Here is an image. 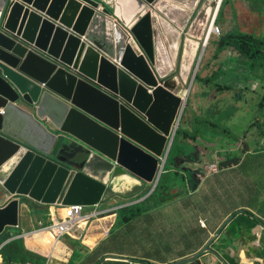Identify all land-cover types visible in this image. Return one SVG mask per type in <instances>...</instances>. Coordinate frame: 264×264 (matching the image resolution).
<instances>
[{
    "label": "water",
    "instance_id": "1",
    "mask_svg": "<svg viewBox=\"0 0 264 264\" xmlns=\"http://www.w3.org/2000/svg\"><path fill=\"white\" fill-rule=\"evenodd\" d=\"M133 1L126 20L117 0L112 12L97 0H0V236L39 205L95 208L153 185L134 205L156 190L188 97L155 67L156 0ZM208 247L175 264L216 255Z\"/></svg>",
    "mask_w": 264,
    "mask_h": 264
},
{
    "label": "rangeland",
    "instance_id": "2",
    "mask_svg": "<svg viewBox=\"0 0 264 264\" xmlns=\"http://www.w3.org/2000/svg\"><path fill=\"white\" fill-rule=\"evenodd\" d=\"M107 3L114 9V0H107ZM258 4L264 7V0H259ZM217 5L218 0H156V2L149 5L147 10L153 15L152 27L155 30V36L160 47V52L156 60L158 62H156L155 67L158 70L159 67H163L164 74H166L162 75L166 76V78L177 77L179 81L175 93L183 98L188 97L179 122V135H177L165 163L166 166L164 167V173L159 183L157 198H159L163 192H168L167 189L169 187L173 188L175 184H179L180 181L176 180L178 177L176 175L174 176L173 173L171 174L168 169L172 168L173 163L180 166L179 162H176V158L180 155V152L184 151V154L198 153L199 155L201 152L207 150V155L211 156L212 163L215 166L225 163L226 165L229 164L224 167L225 170H237L232 173H220L221 176L219 177L214 176L211 179L209 178L206 180L205 185L221 187L225 185L223 182L237 181L238 195L231 196L232 191H230L228 200L234 204H247L254 208L262 207L263 203L257 200V197H259L257 185L259 182L264 183V177L259 175L252 176L249 170L254 163V171L264 172V168H262L260 163L264 156L260 154L262 151H259L264 146L262 145L264 144V109H259V103L264 96V71L261 67L253 70L251 67H248V65H243L244 67L239 66L240 64L235 62V58L238 57L239 54L231 48L218 53L216 43L224 33L239 28L246 29L248 31L247 33L251 32V29H254L257 32L254 34L264 39V18L261 20V24L254 28L257 19L249 13V9L247 8L249 7L248 1L233 0L232 3L227 4L226 10H224L225 22H222L223 24H212ZM251 6H256V3H252ZM213 25L217 27L219 31L216 30ZM212 28L211 40L209 39L197 70L199 78L196 80L195 77V79L192 80L204 40L207 33L211 31ZM191 43L195 44L199 49L197 55L191 62L192 64L189 71L185 72L182 70L184 50L187 44L190 45ZM176 44L177 49L175 50L174 47ZM249 68L252 70L251 72H249ZM217 72L219 75H217ZM211 76L212 80L206 83L205 80H208ZM218 87L223 88L221 89ZM187 124L195 125L197 133L195 142L193 141L192 145L189 146L181 139L185 132L191 138L188 131L189 127L188 129L186 128ZM187 141L191 142L190 139ZM243 150L251 154L246 153L244 155ZM255 151H258L256 155L254 154ZM190 158V156L187 157V159ZM184 164L187 168L190 167L189 161ZM232 166L236 167L233 168ZM213 167L214 166L211 168L209 165V172H215ZM173 169H176V167ZM219 171L220 169L217 173H219ZM180 173L184 174L183 172ZM217 173H209V175L211 176ZM250 182L253 183L255 187H250L249 185L248 187L244 186L245 184H250ZM184 187H186V185L183 186V189ZM152 188L153 185L149 186V188H146L139 196L143 197L145 193L151 191ZM225 196H228V194H225ZM167 198L169 199L168 201H173L174 196L170 194L167 195L166 199ZM134 201L135 199L133 198L129 200L114 198L107 201L106 204L111 203L110 205L122 206V204L128 205ZM149 205L151 204H148V206ZM213 207H217L221 210L226 208L211 205L208 206L206 210L200 211L199 213L207 217ZM173 212L175 211L171 209L166 211V213L170 215L173 214ZM231 212L232 214L230 215L234 217L233 226H231L232 230L237 231L236 225L238 222H243V224L248 223V218L243 217L246 213H239L238 210H232ZM175 213H178L182 217L190 215V219L198 214L194 209L183 210L179 208ZM214 213L215 211L212 214ZM248 214L250 215L249 217H256L254 214ZM225 220L222 223H224ZM188 231L189 230L180 227V233L176 238H163V240H159L156 245L158 251L161 252L165 258H175L192 251L196 248L195 243L198 238H193L194 235L190 234ZM257 235H259V233H257ZM243 236L244 237L240 238L246 245L250 244L252 239L256 240V235H253L249 227L246 228V234H243ZM7 239L10 240L13 238H2L1 240L5 243ZM14 239V241L20 242L26 251H29L28 247L24 244L23 238ZM81 239L82 238H80V240ZM34 240H41V244L45 251L51 249L50 253H48L46 262H48V260L50 261L49 258L53 255H66L69 252V248L73 250V252L71 251L72 254H70V257H73L72 264H83L86 259L85 256H83L80 244L73 243L67 238H61L59 241L55 242L53 247L54 238H34ZM115 241L119 242L116 243ZM45 242L49 244L44 246ZM110 243H116L115 247L118 252H140V250L133 246L127 239H112ZM254 250L255 249L251 250V248H248V251L251 253ZM250 257L253 258V255L250 254ZM243 263L245 264V262Z\"/></svg>",
    "mask_w": 264,
    "mask_h": 264
},
{
    "label": "crops",
    "instance_id": "3",
    "mask_svg": "<svg viewBox=\"0 0 264 264\" xmlns=\"http://www.w3.org/2000/svg\"><path fill=\"white\" fill-rule=\"evenodd\" d=\"M1 3L0 11L4 9V12H6L7 6L2 8ZM250 3H256V6L260 7L258 4L259 1L257 0H249L248 5H250ZM256 6H254L253 9ZM98 7L99 10L104 8L101 3H99ZM247 8L250 10V7ZM87 12L88 11H83L82 16H80L79 19L84 20ZM252 15L255 16V19H257L256 25L254 26V28H256L259 24H261L263 16L259 12L253 13ZM242 30L244 32H248L244 28H242ZM251 32L257 33L254 29H251ZM180 97L183 98L182 96ZM259 109L263 110L260 107ZM186 128L188 129L191 138H186L183 135L181 139H183L187 146H189L192 145L193 141L195 142L197 137L196 126L187 124ZM188 139H190L191 142H188ZM260 151H262L260 154L264 156V146L260 149ZM243 152L244 155L246 153L251 154L250 152H245L244 150ZM257 152L258 151H255L254 154L256 155ZM188 156L191 158L187 159ZM187 161H189V168H187L184 164ZM176 162H179L180 166L173 163L172 168L168 169V171L170 173L179 172V170L180 172H183L184 174L182 175L186 179V187L183 189V186L181 187L178 184V187L172 188L170 194L174 196L173 201H168L169 199H166L167 194L164 193L165 197L163 200L160 202L150 203L151 205L149 206L147 204L146 212L140 214L127 224L121 223L119 211L137 204H122L121 206L110 205V203L95 208H86L85 215L96 212L99 214V217L88 221L86 224L83 223L79 229L75 228L72 236L63 237L73 243L80 244L83 256L86 258L83 264H135L128 261L141 262L145 264H175L192 258L200 249H204L208 245V248L216 255L205 253L197 261L191 264H221L222 261L225 264H244L243 262H245V264H264V223H256L251 227L248 224H243V222H238L236 225L237 231H235L231 229L234 217L230 215L232 214V210H238L239 213L246 210L251 214H254L256 217L264 219V207L254 208L247 204L239 205L231 203L228 200L230 197L229 192L232 191L231 196L238 195L237 181L223 182L225 185L221 187L205 185L206 180L209 178L211 179L214 176L219 177L224 172L232 173L237 169L225 170L224 167L229 165H226L225 163H221L219 166L216 165V167L212 163L211 156L207 155V150H205V152H201L199 155L198 153L184 154V151H182L176 158ZM260 163L262 168H264V157L261 159ZM209 165L211 168L214 166V173H217L220 169L219 173L210 176L209 173H214L209 172ZM174 167H176V169H173ZM232 167L234 168L236 166ZM253 169L254 163L249 170L252 176L259 175L264 177V172H256ZM248 185L250 187H255V185L251 182L250 184H245L244 186L248 187ZM257 186V192L259 193L257 200L264 201V183L259 182ZM225 194H228V196H225ZM211 205L226 208L221 210L217 207H213L207 217L199 213L200 211L206 210V208ZM178 208L183 210L194 209L198 212V214L192 219H190V215L182 217L178 213H175ZM170 209L175 211L171 215L166 213V211H169ZM213 209L215 211L214 214H212L214 212ZM23 212L24 217L19 228L8 229L0 236V257H2L0 258V264H8L6 263L7 260L5 259L4 254L1 252L2 249L7 246H2L4 244L1 240L2 238H23L25 246L28 247V250L31 251V253L48 259L49 252H45L41 244V240L35 241L34 238H54L53 234L46 231V229L50 226L52 219L61 221L60 212L56 211L55 213L53 207H45L41 205H39L38 209L34 211L25 212L23 210ZM243 217L251 219L248 215H243ZM263 219L261 221H264ZM224 220L225 222L222 223ZM199 221L204 222V227L199 226ZM180 227H183L185 230H189L188 232L194 235L193 238H198L195 243L196 248L182 256L165 258L161 252L158 251L156 245L158 244V241L163 240V238H176L180 233ZM247 227L250 228L253 235H256L255 239L257 241L252 239L250 244L246 245V243L242 242L240 237H244L243 234H246ZM257 233H259V235H257ZM80 238L82 239L80 240ZM117 238L127 239L133 246L137 247L140 252H118L115 244L119 241H115L116 243L114 244L110 243L112 239ZM248 248L255 250L251 253L248 251ZM71 251L73 252V250L69 248V252L66 255L60 254L51 256L49 258V264H72L73 257H70V254H72ZM250 254L253 255V258L250 257ZM108 257L124 258L128 261L104 260L108 259Z\"/></svg>",
    "mask_w": 264,
    "mask_h": 264
},
{
    "label": "trees",
    "instance_id": "4",
    "mask_svg": "<svg viewBox=\"0 0 264 264\" xmlns=\"http://www.w3.org/2000/svg\"><path fill=\"white\" fill-rule=\"evenodd\" d=\"M100 1V0H99ZM249 1V0H247ZM259 1V0H257ZM233 0H224L220 11L218 13V17L216 19V24H223L222 22H225V11L226 10V6L229 3H232ZM252 3H250L249 7V13L253 14V13H261V15L263 16L262 18H264V7L259 5L260 7L256 6L254 9V6H251ZM105 8L108 9V11L112 12L113 9L112 7H110L109 5L105 4ZM260 8V9H259ZM242 29V28H241ZM251 34L244 32L243 30L241 31L240 28L239 29H232L226 33H224L223 35L220 36V38L218 39L216 45H217V51L218 53H221L223 51H225L226 49H232L234 51H236L239 56L235 58V62L237 64H240L239 66L244 67L245 65H248V67H251L253 70L257 69V68H262L264 71V39H262L259 35H255L254 33L250 32ZM244 65V66H243ZM249 72H251L252 70L249 68L248 69ZM219 72V71H218ZM217 72V75H219V73ZM199 78V74L196 75V80ZM216 79V78H215ZM212 80V76L208 79L205 80L206 83H209ZM218 88H223V87H218ZM259 107L261 109H264V96L263 99L259 105ZM177 135H179V130L177 132ZM176 135V137H177ZM184 136L186 138H189L188 134L185 133ZM175 137V139H176ZM175 142V140H174ZM174 144V143H173ZM172 174V173H171ZM174 176L176 175L178 178H176V180H179V185L185 186V177L179 173V172H174L173 173ZM160 183V182H159ZM176 186L178 184H175ZM174 185V187H176ZM172 190V187H169L167 189L168 192H163L162 195L159 196V198H157V193L159 191V184L158 187L156 188V190L154 191V193L148 198L146 199L144 202L139 203L135 206H131V207H127L125 209H122L119 211V216H120V220L122 224H127L130 221H132L134 218L138 217L140 214L146 212L147 208L146 205L150 204L152 202H160L161 200L164 199V195L165 194H170V191ZM149 192L145 193V195L143 197H140L139 194L137 197L133 198L135 199L134 202H137L141 199H143ZM165 193V194H164ZM129 200V199H127ZM133 202V203H134ZM263 203L264 207V201H261ZM253 207V206H251ZM260 207V208H262ZM242 213V212H241ZM250 216L248 213H250L249 211H243V214H245ZM251 214V213H250ZM252 219H248V225H250L251 227L253 225H255L256 223H264V221H261L262 219L258 218V217H250ZM264 220V219H263ZM9 240V239H7ZM5 240V241H7ZM4 256L5 259L7 260L6 263L8 264H46V259L42 258L34 253H31L29 251H26L22 245L20 244V242L18 241H14L10 244H8L7 246H5L2 251H1Z\"/></svg>",
    "mask_w": 264,
    "mask_h": 264
},
{
    "label": "built area",
    "instance_id": "5",
    "mask_svg": "<svg viewBox=\"0 0 264 264\" xmlns=\"http://www.w3.org/2000/svg\"><path fill=\"white\" fill-rule=\"evenodd\" d=\"M109 5V4H108ZM111 7V5H109ZM218 30V29H217ZM53 209L60 212L61 221L52 219L50 226L46 229L49 233L53 234V237L56 238L55 242L59 241L65 236H72L73 230L75 228H81L83 223H88V221L99 217V214L96 212L93 214H86V208L82 206H54ZM199 226L204 227V222L199 221ZM76 239V238H71ZM54 242V244H55ZM46 264H49V260Z\"/></svg>",
    "mask_w": 264,
    "mask_h": 264
},
{
    "label": "bare ground",
    "instance_id": "6",
    "mask_svg": "<svg viewBox=\"0 0 264 264\" xmlns=\"http://www.w3.org/2000/svg\"><path fill=\"white\" fill-rule=\"evenodd\" d=\"M99 3H101V5L105 8V4L107 3V0H97ZM130 2H131V4H132V6H133V8H134V10L132 11H130V12H128L126 15H124L123 14V7H122V5H123V2H120V1H118L117 0V3H116V5H115V9H116V12L122 17V18H124V19H128L129 18V16L132 14V12H134L135 10H136V8L137 7H135V3H134V1L133 0H129ZM109 3H110V1H109ZM108 5V4H107ZM88 5H87V9L86 10H88ZM112 7V6H111ZM113 9V8H112ZM210 24V23H209ZM213 32V28L211 29V31H209L208 33H207V36H206V38H205V40H204V42L206 41V39H210V37H211V33ZM211 40V39H210ZM188 41V40H187ZM204 44V43H203ZM207 45H208V42H207V44H206V46H205V48L207 47ZM188 47V48H187ZM174 49L176 50L177 49V44H176V46L174 47ZM198 49H199V47H197L195 44H190V45H188L187 44V46H186V48H185V50H184V57H183V67H182V70L183 71H185V72H188L189 71V68H190V66H191V62H192V60L194 59V57L197 55V52H198ZM205 51V50H204ZM203 55H204V53H203ZM203 57V56H202ZM186 66H188V67H186ZM159 71H160V73H162V74H164V68L163 67H159ZM55 239L56 238H54V241H53V245H52V247L54 246V242H55ZM49 243L47 242V243H45L44 245L46 246V245H48ZM51 247V248H52ZM51 250V249H50ZM50 250H48V251H45V252H49L50 253Z\"/></svg>",
    "mask_w": 264,
    "mask_h": 264
},
{
    "label": "clouds",
    "instance_id": "7",
    "mask_svg": "<svg viewBox=\"0 0 264 264\" xmlns=\"http://www.w3.org/2000/svg\"><path fill=\"white\" fill-rule=\"evenodd\" d=\"M223 1L224 0H218V5H217V8H216V11H215V13H214V17H213V19H212V24H216V19H217V17H218V13H219V11H220V8H221V5H222V3H223ZM213 27L214 28H216V30L218 29L217 27H215L214 25H213ZM241 31H242V29H240ZM218 31H219V29H218ZM212 34V33H211ZM207 42H209V40L208 39H206V41L204 42V44L203 45H206L207 44ZM203 47V46H202ZM197 75V74H196ZM182 117V116H181ZM179 127V126H178ZM177 132H178V129L176 130V132H175V135H174V139H175V136L177 135ZM174 139H173V142H172V145H173V143H174ZM172 145H171V148H172ZM171 148H170V150H171ZM260 151V150H259ZM170 152V151H169ZM168 158V157H167ZM166 161H167V159H166ZM166 161H165V163H166ZM166 166V165H165ZM164 166V167H165ZM163 173H164V170H163ZM163 175V174H162ZM161 178H162V176H161ZM161 180V179H160ZM150 192V191H149ZM142 200V199H141ZM47 263V262H46Z\"/></svg>",
    "mask_w": 264,
    "mask_h": 264
},
{
    "label": "flooded vegetation",
    "instance_id": "8",
    "mask_svg": "<svg viewBox=\"0 0 264 264\" xmlns=\"http://www.w3.org/2000/svg\"><path fill=\"white\" fill-rule=\"evenodd\" d=\"M149 188V187H148Z\"/></svg>",
    "mask_w": 264,
    "mask_h": 264
}]
</instances>
